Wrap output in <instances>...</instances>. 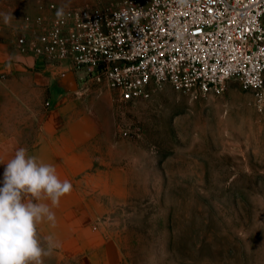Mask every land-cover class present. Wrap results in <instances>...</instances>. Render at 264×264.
Returning <instances> with one entry per match:
<instances>
[{
    "label": "rangeland",
    "instance_id": "374dc122",
    "mask_svg": "<svg viewBox=\"0 0 264 264\" xmlns=\"http://www.w3.org/2000/svg\"><path fill=\"white\" fill-rule=\"evenodd\" d=\"M91 1L0 0V40L13 44L57 11ZM108 91L117 181L103 220L112 256L121 264H264V108L252 91L230 78L222 92L195 99L165 83L147 99L120 102L85 84L78 94L101 123L96 107ZM82 262L59 248L44 258Z\"/></svg>",
    "mask_w": 264,
    "mask_h": 264
},
{
    "label": "built area",
    "instance_id": "2783aa9c",
    "mask_svg": "<svg viewBox=\"0 0 264 264\" xmlns=\"http://www.w3.org/2000/svg\"><path fill=\"white\" fill-rule=\"evenodd\" d=\"M13 48L69 61L85 84L120 102L147 99L165 83L197 99L236 78L264 108V0H93L25 29Z\"/></svg>",
    "mask_w": 264,
    "mask_h": 264
},
{
    "label": "crops",
    "instance_id": "0c3cea01",
    "mask_svg": "<svg viewBox=\"0 0 264 264\" xmlns=\"http://www.w3.org/2000/svg\"><path fill=\"white\" fill-rule=\"evenodd\" d=\"M80 75L69 61L18 54L13 44L0 40V180L5 163L19 148L38 163L53 165L72 190L58 206L48 199L38 201L48 204L56 218L55 227L47 220L39 224L40 234L58 241L63 254L88 261L82 264H121L112 256L117 253L103 220L117 181L112 126L103 112L109 91L101 96L103 109L96 107L101 123L78 94L85 86Z\"/></svg>",
    "mask_w": 264,
    "mask_h": 264
},
{
    "label": "clouds",
    "instance_id": "9594fccd",
    "mask_svg": "<svg viewBox=\"0 0 264 264\" xmlns=\"http://www.w3.org/2000/svg\"><path fill=\"white\" fill-rule=\"evenodd\" d=\"M185 6L188 0H177ZM59 14V13H58ZM0 180V264H44V258L59 248L49 235L43 239L38 225L45 220L55 227V214L48 199L58 206L61 197L69 194L72 184L61 181L53 165L38 163L37 158L19 148L5 163Z\"/></svg>",
    "mask_w": 264,
    "mask_h": 264
}]
</instances>
